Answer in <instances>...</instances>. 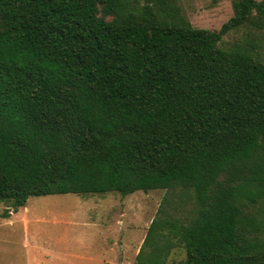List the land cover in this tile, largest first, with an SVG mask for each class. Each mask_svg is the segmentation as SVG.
Masks as SVG:
<instances>
[{
    "label": "trees",
    "instance_id": "trees-1",
    "mask_svg": "<svg viewBox=\"0 0 264 264\" xmlns=\"http://www.w3.org/2000/svg\"><path fill=\"white\" fill-rule=\"evenodd\" d=\"M177 0H0V200L166 195L136 264H264V61Z\"/></svg>",
    "mask_w": 264,
    "mask_h": 264
},
{
    "label": "rangeland",
    "instance_id": "rangeland-1",
    "mask_svg": "<svg viewBox=\"0 0 264 264\" xmlns=\"http://www.w3.org/2000/svg\"><path fill=\"white\" fill-rule=\"evenodd\" d=\"M234 0H177L181 14L199 29L219 31L233 16ZM226 50L245 47L264 61V21L230 31ZM166 195L138 191L32 197L26 208L0 217V264H136L139 247ZM9 203L0 200V216ZM120 242L117 251L116 240ZM108 240L109 246H104ZM114 241V242H113ZM185 258L173 252L169 264Z\"/></svg>",
    "mask_w": 264,
    "mask_h": 264
},
{
    "label": "crops",
    "instance_id": "crops-1",
    "mask_svg": "<svg viewBox=\"0 0 264 264\" xmlns=\"http://www.w3.org/2000/svg\"><path fill=\"white\" fill-rule=\"evenodd\" d=\"M28 203V202H27ZM27 206V205H26ZM26 206L24 207V208H26ZM21 209H23V208H21ZM144 240V239H143ZM108 240H106L105 242H104V246H109L107 243ZM114 242V241H113ZM143 242V241H142ZM111 245L112 246H116L117 247V251L116 252H118L119 250H120V242H119V240L117 239L116 240V245H114V243H111ZM141 245H142V243H141ZM141 245H140V247H141ZM140 247H139V249H140ZM139 251V250H138Z\"/></svg>",
    "mask_w": 264,
    "mask_h": 264
}]
</instances>
